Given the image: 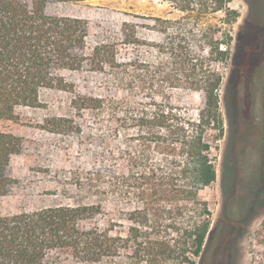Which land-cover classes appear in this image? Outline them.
I'll use <instances>...</instances> for the list:
<instances>
[{"label":"trees","instance_id":"obj_1","mask_svg":"<svg viewBox=\"0 0 264 264\" xmlns=\"http://www.w3.org/2000/svg\"><path fill=\"white\" fill-rule=\"evenodd\" d=\"M46 3L0 0V119L17 121L18 108H38L42 90L57 88L74 94L71 107L76 116L86 112L98 127L113 121L114 131L133 132L128 147L134 150L121 152L126 158L118 163L127 174L115 176L117 192L112 189L110 193L116 195L120 189L138 193L135 202L139 206L117 209L108 218L101 203L106 193L101 190L95 203L12 216H3L0 210V264H60L62 256L78 264H200L213 231L207 202L198 194L216 179L212 149L223 134L218 113L222 73L205 66L192 46H176L168 52L172 65L182 72L187 90L203 93L204 109L194 116L171 101L138 102L132 93L152 87L153 75L144 61H121V49L138 43L134 25L123 23L119 40L96 42L87 53L86 23L49 16ZM212 5V11L226 9V21L232 24L235 16H229L232 12L223 0H214ZM207 38V54H215L218 63L226 64L230 32L218 37L214 31L204 32L202 41ZM85 68L111 77L125 96L115 100L75 94L62 72ZM74 126L80 129L67 118H52L44 128L62 133ZM21 149V137L0 131V198L12 186L8 167ZM153 153L162 155L163 166L153 162Z\"/></svg>","mask_w":264,"mask_h":264},{"label":"rangeland","instance_id":"obj_2","mask_svg":"<svg viewBox=\"0 0 264 264\" xmlns=\"http://www.w3.org/2000/svg\"><path fill=\"white\" fill-rule=\"evenodd\" d=\"M223 1L227 10L232 12L229 16H237L232 24L226 21V9L212 11L214 0H47L45 6V13L49 16L77 18L86 23L87 53L91 52L96 42L119 40L123 23L134 25L138 43L121 49V61H144L153 75L152 87L132 93L138 102L151 99L156 103L171 101L172 106L182 111L186 109L194 116L204 109L203 93L187 90L182 72L178 71V66L172 65L168 52L176 46H192L194 52L204 58L205 66L222 73L218 113L222 119L223 134L212 149L216 179L198 194L200 200L207 202L211 228L220 218L221 187H225L226 198L230 194L227 191L231 181L224 182L223 179L225 172L233 167L236 149L246 154L243 161L248 162L245 171V181H248L253 176L255 161L256 167L258 165L264 134V90L261 88L264 46H250L247 33H239L246 12L244 2ZM163 21L169 23L163 24ZM188 31L196 37H191ZM212 31L216 37L225 31L232 36L226 64L218 63L215 54L211 56L206 52L209 46L205 42L209 39L202 41V34L206 32L210 35ZM161 68L163 72H159ZM62 75L73 85L75 94L115 100L125 96L111 77L89 72L87 68L64 71ZM73 95L57 88L42 90L38 108H18L15 112L17 121L0 119V131L22 138V149L11 158L8 167L12 186L0 198L3 216L49 207L95 203L99 201L97 192L101 190L106 193L105 197H101V203L108 218H113L117 209L128 211L139 206L135 202L138 193L125 192V189H120L122 191L116 195L110 193L112 189L117 192L118 179L115 176L127 174V169L122 170L118 163L122 164L126 158L121 152L134 150L128 147L133 132L114 131L113 121H104L102 127H98L86 112L76 116L71 107ZM52 118H67L80 125V129L74 126V129L66 128L62 133L46 130L44 125ZM161 158L162 155L152 154L153 162L159 166L164 164ZM221 176L223 182L220 181ZM99 184L100 187H97ZM241 188L243 201L253 196L250 189ZM253 206L254 213L238 242L234 264H264V196ZM60 264L78 263L62 256Z\"/></svg>","mask_w":264,"mask_h":264},{"label":"flooded vegetation","instance_id":"obj_3","mask_svg":"<svg viewBox=\"0 0 264 264\" xmlns=\"http://www.w3.org/2000/svg\"><path fill=\"white\" fill-rule=\"evenodd\" d=\"M242 1L246 6V12L239 33H247V41L250 46H264V0ZM236 18L237 16H235ZM263 84L264 77L261 85L264 90ZM245 157V153L241 154L236 149L233 167L231 171L225 172L224 182L231 181V186L227 191H230V194L226 198L225 187L220 186L223 197L220 218L212 227L213 232L206 242L200 264H234V259L238 255V242L249 223L251 214L254 213L253 204L264 196V134L260 144L258 165L256 167L255 161L253 176L248 181H245V171L248 168V162L243 161ZM220 181L223 182L222 176ZM241 187L250 189L253 196L248 195V199L243 201ZM247 204H249V209H247Z\"/></svg>","mask_w":264,"mask_h":264}]
</instances>
